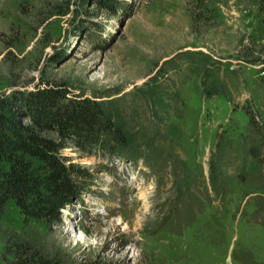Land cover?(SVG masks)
Listing matches in <instances>:
<instances>
[{
	"label": "rangeland",
	"instance_id": "rangeland-1",
	"mask_svg": "<svg viewBox=\"0 0 264 264\" xmlns=\"http://www.w3.org/2000/svg\"><path fill=\"white\" fill-rule=\"evenodd\" d=\"M212 82L228 96L207 98ZM46 89L120 98L142 136L132 160L66 143L94 181L49 247L78 264H264L247 111L264 127V0H0V100ZM22 221L9 201L2 225Z\"/></svg>",
	"mask_w": 264,
	"mask_h": 264
},
{
	"label": "trees",
	"instance_id": "trees-1",
	"mask_svg": "<svg viewBox=\"0 0 264 264\" xmlns=\"http://www.w3.org/2000/svg\"><path fill=\"white\" fill-rule=\"evenodd\" d=\"M222 87L212 82L202 93L207 98L227 97ZM120 102L69 100L61 89L0 100V242L5 264H78L66 250L44 241L62 223L63 212L93 186L92 172L66 159L62 151L70 141L82 149L88 145L109 156L136 159L142 136L130 125ZM247 111L255 132L261 134L250 153L264 161V127ZM23 117L28 123L20 120ZM49 131L55 137L45 135ZM9 201L23 217L19 231L2 225ZM33 220L44 224V234L32 227Z\"/></svg>",
	"mask_w": 264,
	"mask_h": 264
}]
</instances>
